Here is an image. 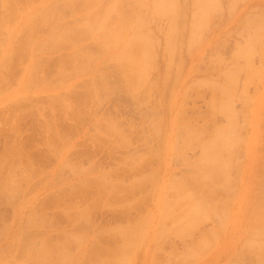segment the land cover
<instances>
[{"label": "bare ground", "instance_id": "1", "mask_svg": "<svg viewBox=\"0 0 264 264\" xmlns=\"http://www.w3.org/2000/svg\"><path fill=\"white\" fill-rule=\"evenodd\" d=\"M246 3L251 6L250 11L243 10L242 5ZM215 16L221 18L219 19L221 26L232 24L233 27H237H235L237 34L234 29L232 30L236 36L244 32L245 34L242 33L241 36L246 37L245 40L244 37L242 40V37L235 38V40H241L237 42L244 41L239 44L234 40L236 44L233 45L234 47L231 46L232 48L239 44L234 49V53L231 52L232 49H229L231 52L228 53L231 55L229 57L235 58L233 65L229 62L230 68L222 69L220 67L221 70L218 73L211 72L215 78L219 77L220 80H213L214 77L205 78L207 75L198 77L195 70L200 66V63L196 68L193 63L197 59H202L205 51L209 53V50H205L207 48H210L212 54L216 55L215 57L212 54L209 55L211 64L214 65L227 59L223 55L224 59L221 58L219 54L223 44L227 43V38L225 36V38H221L214 31L212 33L209 30L210 24L214 25L217 21H211ZM162 17L168 19V23H166L168 25L165 30L162 29L163 32L161 31V37L164 39L163 42L161 41L162 46L160 45L162 48H159V37H155L156 27L159 29V26L152 27L153 24L150 25V21H153L152 23L155 21L154 24H157L156 20L159 21ZM239 22L245 26L254 24L255 27L249 31L251 26L249 28L246 26L249 31L246 34L248 32L245 31L246 27L239 25ZM148 24L155 30L151 29ZM213 25L212 27H214ZM42 26L44 32L40 30ZM241 28H245V30L241 31ZM229 30L225 32L228 33L227 37L231 32ZM260 40L261 42L257 43ZM262 41H264V8L261 7L260 0L259 2L257 0H0V107L5 108L6 113L9 110L10 113L4 114L6 117L2 119L15 131V133L10 132L11 129L7 127L8 125L0 126L3 129L5 125L4 131L13 133L8 132L9 136L12 135L9 137L10 139L8 138L11 142L5 141L4 148L2 147L4 154H0V159H2L0 161V205H10L19 222V229L12 234L13 239L9 241L13 243L7 244L6 249L15 250L19 256L33 264H128L129 257L135 254L136 250L134 249L139 248L136 246L143 244L145 246L143 250L147 251L152 264H155V261L157 264L160 260L172 264V260L168 257L172 255V252L169 251L173 250H168V246L163 247V245L169 244V242L173 243L174 237L180 242L182 240L184 242V237L188 238L189 236L191 239L189 238L188 241L186 238V241L190 243L188 246L185 243L186 248L182 251L183 254L178 253L177 256L174 253L177 251H173V257L176 255L173 264L179 259L178 262H182V255L187 260L183 262H188L191 259L188 263L192 259L195 260L199 256L206 255L244 257L245 252L236 249L237 242H242L243 245L239 244V247H244V250L248 249V246L254 247L253 251L250 249V253L256 252L254 255H258L256 256L257 260L251 254L252 258L256 259L254 263L261 260L262 264L264 262V214H258V212L261 209V204L264 203V135L260 132L261 137H259L256 131L251 129L250 136L245 139L244 134L246 133L242 134L240 131L246 125L243 126L241 122L237 121L238 115L241 114L240 121L245 119L253 128L255 127L254 115L253 117L250 115L257 96L252 95L257 90L254 89V86L256 84L259 86L258 83L261 81L257 79L264 71L260 73V70L254 67V64L259 67L261 61L256 63L253 61L254 59L253 62L251 59L256 57L257 61L263 56L264 60V48L260 47L261 44L264 46ZM257 47L262 49V51L258 49L261 52L259 54H262L259 58L258 55L256 56L258 54ZM57 50H60L59 54L53 57L55 56L53 53L58 52ZM222 53L224 52L222 51ZM241 57L244 63L240 61ZM157 58L162 60V72L154 77L153 73L150 75V70L157 67ZM109 65H112L110 69L113 68L111 69L113 74L111 71L110 74L108 73ZM217 65L220 64L211 66L217 68ZM200 67L199 69H202V66ZM260 68L262 69V67ZM240 71L241 73L246 72L250 77L252 75L254 77L256 73V77L259 75L258 78L255 77L256 81H252L253 78L247 77L246 73L244 75L247 78L240 75L244 76L242 79L240 78L241 80H251L250 86L256 82L252 86L255 92H250L251 96L248 94L249 91L246 92L247 89H244L245 82L240 84L241 87L238 85L239 83L237 84ZM219 73L220 76H218ZM111 74L113 77L110 76ZM241 80L239 81L241 82ZM155 82H160L162 88L161 97L164 98V105L161 111H159L161 109L159 102H156L158 105L155 102L151 104V101H149L151 104L149 105L147 102V94L153 83V86L157 85ZM237 85L240 89H236ZM247 85L249 84L247 83ZM247 85L246 87H248ZM189 90L194 92L195 97L202 96L199 100L206 95H201L205 93L204 90H207L206 93L210 92V95L207 93L205 96L208 101L204 105H207L206 110L203 109L205 112L201 113L200 108L198 109L196 105L197 108L195 106H190L192 109L188 107L191 109V113L193 112L192 115H189L190 110L186 111V101L189 98L187 91ZM122 93L127 95V98L133 99L135 105L138 104L141 107L146 131L156 138L153 142L154 145L153 139L151 140L153 136H148L151 143L147 152L139 155L136 153V155L134 148L125 151V148L131 145V133L129 132L133 130V127H136L132 126L134 123H130V120V125L127 126L126 120L130 117L122 118L127 122V125L125 123L126 128L132 126V130L129 132L127 129L124 130L125 127L121 129L120 126L124 123H119L121 117H128L125 114H122L124 116H120L119 120L116 116L112 117L114 120L110 117H104L105 119L102 120H96V118L93 129L97 133L91 131L92 134L89 136L93 137L94 135V139L97 141L101 138V140H105V144L111 143L113 147L123 148L126 155L122 159L123 163H120L121 167L117 165V168L113 167L110 170L102 171L95 164L96 158V162L87 168L83 167L87 164L83 165L81 159L79 160L80 164L71 162L70 155H74V152L69 137L74 136L72 133L76 129L74 128V130L73 124L68 122L72 128L67 124L66 130L70 129V131L67 130V133L66 130L60 129L63 126L62 123L73 118L75 121H82H79L80 123L73 121L75 125H83L88 113L89 116L92 110L95 114L97 113L95 109L99 107L100 103L98 105L97 103L101 98L109 97L110 100V98H114L112 97L114 94L113 96L116 97L114 99L119 97L121 99V97L123 98ZM237 99L242 101L240 103L244 104L245 110L237 108L241 106L240 104L236 107L234 103L237 102ZM92 102V105H97H94L93 109L90 105ZM88 107L91 109L89 112L85 111L88 110ZM133 108L136 109L134 106ZM93 112L92 114H94ZM100 112L103 113L101 110ZM109 112L108 115L112 113L110 110ZM186 112L189 114L187 115ZM197 112H200V115L205 113L204 117L201 116L204 121L199 123L200 125L198 120L201 118L198 117ZM216 114H220V117L223 115L225 121L222 123V117L220 121ZM22 115H24L25 121L32 122L34 119L37 123L32 126L36 123L31 125V122L27 121L33 128L38 126L39 131L37 129L36 131L41 134L35 133V129H30L31 133L34 131L39 135L37 138L35 134L30 133L34 139L37 138L38 144L30 143V138H27L30 137L27 133L29 130L26 131L27 137L23 135L25 139L21 135L19 137L24 142L28 140L29 143L26 142V145H23L22 139L16 140L17 137L11 140L18 130L19 133L22 131L19 129L21 123H18L20 118L22 120ZM25 116H29V119ZM89 116L87 115L88 120ZM214 117L218 121H213ZM63 119L67 120L64 122ZM210 121L212 122L209 124L211 126H208ZM261 122L263 129L264 118L263 120L261 118ZM81 125L76 126L77 129L81 128ZM90 125L92 126V123L88 126ZM7 128L8 130H6ZM246 132L248 133V130ZM139 133L138 135H141L140 130ZM1 134L4 138L6 135L8 136L7 133ZM133 135L135 136V133ZM239 136H243L245 141H249L244 142ZM132 138L134 141L137 139ZM39 139L42 140L41 144L45 148L40 146L39 148L42 147L40 151L43 150L42 152L46 153L45 156H42L43 153L42 155L38 154L42 156H37L40 163L43 164L45 158H48L46 159L48 162H44L45 167L52 161L51 156L56 160L52 176L49 174L50 170L47 172L39 167L34 155V158L32 155H27V148L29 149L30 145L32 149L35 145H41ZM87 140L84 142L87 143ZM78 141V143L75 141L76 145H80L81 140ZM137 141L139 142V140ZM252 141L257 144L256 149ZM100 142L103 141L99 140L98 144H104V142L102 144ZM243 142L244 145H242ZM140 143L136 144L139 148L142 145ZM28 144H30L29 147ZM110 145H108V150L115 151L113 147H109ZM197 145L200 147L199 151L197 148L199 153L193 150L195 155L187 156L190 151L188 154L186 152L187 155L185 154V151L193 149ZM26 146L27 148L23 149ZM87 148L85 147V149ZM133 149L134 151H132ZM123 150L120 151L123 152ZM142 150H138L139 153L143 152ZM240 152L245 154V157L239 155ZM104 155L106 156V154ZM110 156L113 155H109V158ZM122 156L119 155V157ZM240 156L244 158L241 159ZM177 158L185 164L182 165L185 167V169L181 168L182 171L174 170ZM86 159L87 161L85 159L84 161L88 163L89 159L87 157ZM99 160L101 161V159ZM113 160L111 161H115L116 164V160ZM117 160L120 161V158ZM150 163H154V166L149 171H145L144 168ZM66 168L74 174L73 180L63 176L62 173ZM251 173L253 181L257 184L256 187H260V191H257L258 189L253 192L247 191V189H251L245 185L251 181ZM125 176L127 179H124ZM60 177L62 178L60 179ZM247 177L250 179L248 180ZM53 178L58 179L54 181ZM129 192L132 199L126 197ZM250 201L253 203L249 205L247 202ZM49 205L58 208L56 210L54 208L55 214L53 212L51 214L50 209V212H47ZM103 207H106V211L117 208L114 210L117 213L115 215L124 219L120 218L122 221L118 222L119 218L116 216V221L113 219V223H116L105 227L108 222H106L105 214V216L102 215L106 218L103 220L106 222L105 226L99 227L101 226L99 221L97 227V222L94 224L92 221V213L96 212L94 215L97 216V209H103ZM132 207L136 208V213L133 212L135 214L131 213ZM100 212L102 214L101 210ZM3 213H0V241L8 231V223L2 217ZM57 217L64 218L63 222L68 221L69 226L67 227L66 223V227H63L65 224L60 226L56 221ZM208 221L211 222V226L208 225L210 223ZM204 223L206 227L202 228ZM172 236L173 238L170 240ZM175 244L177 243L175 242ZM73 246L75 248L77 246L79 249L84 248L78 254L75 252L72 255L73 248L70 252L69 249ZM161 248L167 249L164 251ZM179 248L181 247L178 246ZM205 249L207 254L199 255L203 252L205 254ZM163 251L168 253L167 260L163 258L166 257L162 254ZM242 251L244 253L240 254ZM179 254L180 258L175 260ZM160 256L163 260L158 259ZM245 257H249L248 259L251 260L250 255ZM240 258L238 259L241 260L242 258ZM231 260L230 264H232ZM192 262L194 264V261ZM226 262L229 263L228 260Z\"/></svg>", "mask_w": 264, "mask_h": 264}, {"label": "rangeland", "instance_id": "2", "mask_svg": "<svg viewBox=\"0 0 264 264\" xmlns=\"http://www.w3.org/2000/svg\"><path fill=\"white\" fill-rule=\"evenodd\" d=\"M257 1L259 2V0H257ZM260 5H261L262 8H264V6H263V5H264V0H260ZM242 7H243V10H244V11H250V9H251V6H248L247 3H246V4H243ZM248 7H249V8H248ZM247 8H248L249 10H248ZM164 18H165V17H162V19L159 20V21L156 20V21L158 22V23L156 22L157 24H154L155 21H154V23H152L153 21H152V22L150 21V23H151L150 25L153 24L152 27H153L154 25H155V26H159V29H160V30L156 27V29H157V30H156V34H155V32H154V34L156 35L155 37H159V38H158L159 48L162 46V42H163V39H164V38L161 37V36H162V32H163L162 29L165 30V28H167L166 26L168 25V24H166V23H168V22H167L168 19H167V18L164 19ZM219 19H221V18H219V16H215L214 19L211 20L212 22H214L213 20H217V21L219 22V24H218L217 21H216V23H215L216 25H215V24L213 25V24L211 23V24H210V27H209V28H210L209 30H210L212 33L215 32V34L218 35V36H220L221 38L225 36V37L227 38V40L229 39L228 41L226 40L227 43L225 42V43H226L225 45L222 43V44H223V47H222L221 49H220L221 45L219 46L220 51H219V49H218L219 54L221 55V58H223V57L225 56V58H227L228 60L226 59V60H225L226 62H225L224 60L221 59L222 61H220L219 63H216V64H220V65H217V68H216V67L212 68V66H214V65L216 66V64L213 65V64H211V62L209 61V60L211 59V56H209V55L212 54V50H211L210 48H209V49H208V48L205 49V50H209V53H207V52L205 51V52H204V55H203L204 58L202 57V59H197V61L195 60V62H193L194 65H195V68H196V66H197L198 63H200L199 65L202 66V69H199L200 66L198 65L199 67H197V69L195 70L196 75H197L198 77H201V76L204 77V76L207 75L208 77L206 76L205 78H209V79H210V78H212V77L215 76V75L213 76V75H212L213 73H211V72H214V71H215V72L218 73V72L221 70L220 67H221L222 69H223L224 67H228V68H230L229 65H228V63L230 62V63H232V65H233V62L235 61V58H234V57H229V56H231V55H229L228 53L230 52L231 49H232L231 52L234 53V51H235L234 49H236V47H237L239 44H241V43L245 40V38H246V37H244V36H241V34L244 33V32H241L240 34H238V35L236 36V34H237V33H236V32H237V29H236V28H237V27H236V26H235L236 28L233 27L234 25H232V24H226V25H224V27L221 26V25H220V20H219ZM148 23H149V22H148ZM160 23H161V24H160ZM163 24H164V25H163ZM150 25L148 24V26H149L151 29H154V30H155V28H152ZM212 25H213L214 27H212ZM236 25H237V26L242 25V27L245 26V25L242 24V22H241V23L239 22V25H238V24H236ZM253 25H254V24H252V26H251V24H250V25H246L248 28L251 26L250 29H249V31L251 30V28L255 27V26H253ZM155 26H154V27H155ZM246 26H245V27H246ZM231 27H233V28H231ZM247 27H246V30H245V28H244V29L241 28V31H242V29H243V31H244V30H245V31H248V28H247ZM42 28H43V26L41 27L40 30H41L42 32H44V30H42ZM238 28H239V27H238ZM44 29H45V27H44ZM226 29H227V30H226ZM229 29L231 30L232 33L230 32V33H229V34H230L229 37H227V36H228V35H227L228 33H225V32H228ZM233 29H234V31H235L236 34L233 33V32H234V31H232ZM158 30L160 31V32H159V35H158V33H157ZM219 30H220V31H219ZM230 30H229V31H230ZM161 31H162V32H161ZM213 31H214V32H213ZM249 31H248L246 34H248ZM238 32H239V31H238ZM223 33H224V34H223ZM244 34H245V33H244ZM244 34H243V35H244ZM226 35H227V36H226ZM239 35H240V36H239ZM246 36H247V35H246ZM225 37H224V38H225ZM241 37H242V38H241ZM243 37H244V40H243L241 43H240V42H237V41H241V40L243 39ZM160 38H162V39H160ZM224 38H223V39H224ZM235 38H237V39H240V38H241V40H237V39L235 40ZM159 40H160V41H159ZM206 40H207V39H206ZM234 40H235L237 43H239V44H237V46H235V48H232V47H234L233 45L236 44V43H234ZM261 40H262V39H261ZM261 40L258 41L257 43H260ZM161 41H162V42H161ZM224 41H225V39H224ZM224 41H223V42H224ZM262 43L264 44V41H262ZM227 44H228V45H227ZM160 45H161V46H160ZM231 46H232V47H231ZM257 46H259V45L257 44ZM226 47H227V48H226ZM230 47H231V48H230ZM260 47L264 48V46H262V44L260 45ZM260 47H259V48H260ZM161 48H162V47H161ZM259 48L257 47V50H258ZM216 49H217V48H216ZM229 49H230V50H229ZM210 50H211V53H210ZM226 50H227V51H226ZM228 50H229V51H228ZM257 50H256V52H258V54H256V56L258 55V58H259V57L262 55V54H261V55L259 54V53H261V52H259V50L262 51V49H259L258 51H257ZM57 51H58V52H54V53H53V55L55 54V56H53V57H56V54H57V55L59 54L60 50H57ZM159 51H160V49H159ZM222 51H223L224 53H222ZM231 52H230V53H231ZM207 55H208V56H207ZM212 55H214V54H212ZM222 55H223V57H222ZM205 56H206V58H205ZM215 56H216V55H214V57H215ZM253 56H255V54H253ZM214 57L212 56V58H214ZM231 58H232V59H231ZM255 58H256V57H252L251 61L254 59L253 61H255L256 63H258V62H260V61L262 62L260 65H258L259 67H256L257 64H254V67H255L257 70H260V73H262V72L264 71V63H263L264 60L262 59L263 56L260 57L261 60H260V58H259V60L257 59V61H256ZM157 59H158V58H157ZM157 59H156L157 67L155 66L153 70H150V73H151L150 75H152V73H153L152 76L155 75L154 77H157V75L161 74V72H162V71H161V70H162V65H163L162 60H161L160 58H159L160 60H159V59L157 60ZM223 59H224V58H223ZM242 60H243V58L241 57L240 61H242ZM205 61H206L207 63H206ZM238 61H239V58H238ZM253 61H252V62H253ZM203 62H204L203 65L206 64V65H205L206 67L202 65ZM224 62H225V63H224ZM242 62L244 63V61H242ZM252 62H251V63H252ZM255 62H254V63H255ZM160 63H161V64H160ZM221 63H223L224 66L221 65ZM240 63H241V62H240ZM243 63H241V64H243ZM108 64H109V63H108ZM110 64H111V63H110ZM210 64H211L212 66H211ZM225 64H226V66H225ZM252 64H253V63H252ZM227 65H228V66H227ZM232 65H230V66H232ZM210 66H211V68H209ZM218 66H219V67H218ZM108 67H109V68H108V70H109L110 67H112V65H109ZM260 67H262V69H261ZM157 68H158V69H157ZM200 68H201V67H200ZM207 68H208V69H207ZM111 69H113V68H111ZM111 69L108 71L109 74H110L111 72H112V74H113V70H111ZM156 69H157L158 71H157ZM205 69H206V70H205ZM154 70H155V72H154ZM203 70H205V71H203ZM209 70H211V71H209ZM110 71H111V72H110ZM199 71H202V72H199ZM241 71L243 72V70H241ZM241 71H240V74L238 75V77H239L238 81L241 80L242 77L245 76L244 73H246V72L241 73ZM244 71H245V70H244ZM157 72H158V74H157ZM215 72H214V73H215ZM154 73H155V74H154ZM217 73H216V76H217ZM260 73H258V74H260ZM112 74H111L110 76H112ZM114 74H115V73H114ZM210 74H211L212 76H211ZM256 74H257V73H256ZM256 74H254V77H252L253 75L250 77V76H248L247 73H246V76L249 77L250 79L253 78L252 81H256V79H255V77H256L255 75H256ZM240 75H244V76H240ZM114 76H115V75H114ZM152 76H151V77H152ZM210 76H211V77H210ZM218 76H220V73H219ZM246 76H245V78H247ZM112 77H113V76H112ZM151 77H150V79H151ZM154 77H153V78H154ZM258 77H259V75H258L256 78H258ZM115 78H116V76H115ZM153 78H152V79H153ZM240 78H241V79H240ZM112 79H113V78H112ZM218 79H219V77H218V78H217V77H216V78L214 77L213 80H218ZM250 79H249V80L247 79L248 81H245L246 79H245V80L243 79L244 81L241 80V82H240V81H239V82L237 81V84L239 83V84H238L239 86H240V84H241L242 82H245V83H244V85H245V86H244V87H245L244 89H245V90L247 89L246 92L249 91V93H248L249 95H250V92H251V93H252V91L255 92V90L257 89L256 92L253 93V95L251 94V95L254 96V97L257 96V97H256L257 100H256V102H254V109H253V111H252V113H251V115H250V116H252V117H253V115H254V119H255V127L253 128L249 122H246L245 119H244V121H240V120L242 119V118H241L242 116H240L241 114H239L238 117H237V121L241 122V123H242L241 125H243V126L246 125V126L244 127V129L241 128V131H240L242 134H243L244 132L246 133V134H244V138H245V139L248 138V136H250V133H251V131H252L253 129L256 131V133L259 135V137H261V136H260V132H261V134L264 135V128L262 129V126H261V123H262V122H261V118H262V120H263V118H264V115H263V114H264V72H263L262 75H260V77L257 79L258 81H259V79L261 80V81L258 83L259 86H256L257 84L254 86V84H255L256 82H255V83L253 82V85H252V86L255 87V88H254L255 90L253 89L252 86H250V85L252 84V82H251ZM254 79H255V80H254ZM154 80H155V79H154ZM219 80H220V79H219ZM249 81H250V82H249ZM258 81H257V82H258ZM246 82H247L249 85H247ZM155 83H157V82H155ZM250 83H251V84H250ZM153 84H154V83H153ZM153 84H152V86H151V89H150L149 93L147 94V102H148L149 105H151L153 102H155V103H156V102H157V103L159 102L158 104H160L159 106H160V108H161V109L159 108V109H160L159 111H161L162 108H163L162 106L164 105V98L161 97V96H162V92H161V89H162V88H161V84H160V82H158L157 85H154V86H153ZM238 85L236 86V89L239 88ZM246 85H247L248 87H246ZM155 87H157V88L154 89ZM240 87H241V86H240ZM157 89H158V91H157ZM205 89H207V88H205ZM239 89H240V88H239ZM206 91H207V90H204L205 93H204V94H201V95H203V96H204L205 94L207 95L208 92L206 93ZM261 91H262V92H261ZM187 92H188V94L190 95V96H189V95L187 96V97H189L188 100H187L188 102L186 101V105H187L186 107H187V109H188V107H190V106H195V105H196V106H198V109L200 108L199 110H200L201 113H202V111L205 112L204 110H206V108H207L206 106H207V105H206V106H204V105L208 102L207 99L205 98L206 95L203 97V98H205L204 101H206V102L204 103L203 98H201V99L199 100V98L202 97V96H200V97H197V96H196V97H195V94H194V92H192V90H189V91H187ZM190 92H191V93H190ZM259 92H260V93H259ZM159 93H160V94H159ZM208 94L210 95V92H209ZM258 94H259V95H258ZM113 95H114V94H113ZM113 95H112V97L116 98V97L113 96ZM122 95H123L124 100H123L122 97H121V99H120V97H119L118 99H114V98L111 99V98H110V100H109V97H107L108 99H107V98L104 99L105 97H104V98H101V99H100L101 102L98 101V103H97V105L100 103L99 107H96V109H95V110H96L95 112H97L96 114L93 112V110L91 111V109H93V108H95V106H97L96 104H94V105H95V106H94V105H92V104H93V102H92V103L90 104V105H92V107H91V109L88 107V110L86 109V108H87V107H86V108H85V109H86L85 111H88V112L91 111V112H90V116H89V113H88V114L86 113V114L89 116V120H90V121L87 119L88 117H87V115H86V118L84 119V120H86L85 124H84V123H83V125L80 124L82 129H81V128H78V129H77V127H79L80 125H79V126H77L78 124L75 125V124L73 123V121H75V119H73V118H72V119L69 118L68 121H66L67 119H65L66 123H62L63 126H61V128H60V125L58 126L61 130L63 129V131H65L67 126H69L70 124H73V125H72V127L74 126L73 129H74V128L76 129V131H74L76 134H75L74 132L72 133V135L74 134V136L69 137V134H68V137H69V139H70V141H71V148H72V151L74 152V153H73V152L71 151V153L74 154V155H70V161H71V162H78V163L80 164V161H79V160L81 159L83 165H85L84 163L87 164V165H85V166H83V167L87 168V167L90 166V164L92 165L93 162L95 163V162H96V159H97V162H96L95 164H97L98 167H99L102 171H104V170H105V171L110 170L111 168L116 167L117 165H119V167H121V164L123 163V162H122V159H123V157L126 155V154H125L126 152H124L123 148H120V149H119V148L116 147V146L113 147V144H111V143H110L111 145H110L109 143L105 144V142H104L105 140H101V138H100L99 140H100V141H103L104 144H102L103 142H102V143L100 142V143H101L104 147L107 146V147H106L107 150H106V148H104L102 145L98 144V141H99V140H98V141L95 140V139H94V135H93V137H90L89 134L91 135L92 132H96V133H97V131H96L95 129H93V125H94V122H96V120H98V119H101V120H102V119H105V118H108V117H110L111 119H113L115 116L118 118L117 120H119V119H120V116H124V115H122V114H125V115H127L128 117H126V116L121 117L119 123L122 122V123H124V125H125V123H126V125H127V122H128V125H127V126H129V125H130V124H129V120H130V123H134V124H135V125L133 124L132 126H136V127H133V130H132V126H131V128L129 127V128H130V130H129V128H126V127H127L126 125L124 126L123 124H122V125L120 124V125H121L120 127H122L121 129H123V128L125 127L124 130L127 129L128 132L132 130L131 132H129V133H131V134H130L131 137L129 136V137L131 138V140H130L131 142L129 141L131 145L129 144L130 146H127V147H129V148L127 149V147H126V148H125V151H126V150H129V149L131 150V148H134L135 151H134V149H133L132 151H134L135 154L138 153V155H139V154H141V153H145V152H147V151L149 150L151 141H150V138H148V136L151 137V136H153V134L150 135V133L146 131V123H145V120L143 119L144 115H143V112H142V110H141V107H140L138 104H137L138 106L135 105V104H136L135 101H134L133 99L129 98V97L127 98V95H124L123 93H122ZM191 95H192V96H191ZM209 95H208V97H210ZM251 95H250V96H251ZM125 96H126V97H125ZM159 96H160V97H159ZM110 97H111V96H110ZM191 97H194V98H191ZM208 97H207V98H208ZM262 98H263V99H262ZM102 99H103L104 101H103ZM127 99H128V100H127ZM154 99H155L156 101H155ZM193 99H194V100H193ZM197 99H198V100H197ZM119 100H120V101L122 100L123 102L121 101V102H122V103H121ZM125 100H126V103H125ZM130 100H131V101H130ZM132 100H133L134 102H133ZM189 100H191L192 102L189 101ZM102 101H103V102H102ZM115 101H116L117 105H116ZM128 101H129V103H128ZM149 101H151V104H150ZM193 101H194V102H193ZM235 101H236V100H235ZM108 102H109V103H108ZM240 102H242V101H240V100L237 99V102H235L234 104L236 105V107L240 104L241 106H239V107H237V108H241L242 110H243V109L245 110V108H243V107H244V104H242V103H240ZM94 103H96V102H94ZM130 103H131V104L133 103V104L131 105ZM157 103H156V104H157ZM161 103H162V104H161ZM236 103H237V104H236ZM112 104H113V105H112ZM114 104H115V105H114ZM158 104H157V105H158ZM102 105H103V106H102ZM110 105H111V106H110ZM123 105H125L126 107L123 106ZM129 105H131L132 107H133V106L136 107V109H135V110H134V108L132 109V107L129 106ZM93 106H94V107H93ZM196 106H195V108H197ZM103 107H104V108H103ZM108 107H109V109H108ZM112 107H114V108H112ZM127 107H128V108H127ZM139 107H140V108H139ZM121 108H122V109H121ZM125 108H126V109H125ZM129 108H130V109H129ZM190 108H191V107H190ZM193 108H194V107H193ZM195 108H194V110H195ZM237 108H236V109H237ZM89 109H90V110H89ZM103 109H104V110H103ZM111 109H112V110H111ZM120 109H121V110H120ZM187 109H186V111H189V110H190V114H189V112H188V113L186 112L187 115H188V114H189V115H192V114H193V112L191 113V109H192V108H191V109H188V110H187ZM203 109H204V110H203ZM0 110H2V111H0V116H2L1 119H2L3 117H6L5 115H7V114L10 113L9 110H7L8 113H6V112H5V110H6L5 108L3 109V108L0 107ZM3 110H4V111H3ZM100 110H101L103 113H101ZM105 110H107L108 112H106ZM109 110H110L112 113L108 115V113H110ZM126 110H127L128 112H127ZM194 110H192V111H194ZM199 110H196V111H199ZM254 110L256 111L255 113H254ZM121 111H122V112H121ZM123 111H124V113H123ZM131 111H132V112H131ZM133 111H134V112H133ZM138 111H139V112H138ZM196 111H195V112H196ZM261 111H262V112H261ZM2 112H3V113H2ZM4 112H5V113H4ZM92 112H93L94 114H92ZM114 112H116V113H114ZM118 112L120 113V115H119ZM129 112H130V113H129ZM137 112H138V113H137ZM200 112H197V113L199 114L198 117L201 118L200 120H198V124H199V123H202V121H204V118H202V117H204L205 113L202 114V115H200V114H201ZM257 112H258V113H257ZM104 113H105V115H104ZM106 113H107V114H106ZM126 113H127V114H126ZM2 114H3V115H2ZM4 114H5V115H4ZM102 114H103V115H102ZM133 114H134V115H133ZM137 114H138V115H137ZM117 115H118V116H117ZM216 115H217V114H216ZM219 115H220V114L217 115V116L219 117L218 119L221 121V117H222V123H223V122L225 121L224 116L222 115V116L220 117ZM92 116H93V117H92ZM100 116H101V117H100ZM106 116H107V117H106ZM138 116H140V117L138 118ZM201 116H202V117H201ZM21 117H22V120H21V118H20V120H18V123H21V125H20L21 128H19V129H20V131L22 130V131H21L22 134H21V132L19 133V130H18V131H17L18 133H16L17 136H16V134H14L13 137H14V136H15V137H14V138H11V140H12V139H13V140L16 139V137H17L16 140H20V139L24 138L25 135H26V137H27L26 131H28V130L30 131V132H29V131L27 132V133H29V136H30L31 134H35V133H37V132L39 131V130H38V126H35V128L31 127L32 123H36V122L34 121V119H33L34 122H33V121L31 122L30 120H26V121H25V120H24V115H22ZM25 117H26V116H25ZM28 117H29V116H28ZM28 117H26V118L29 119ZM99 117H100V118H99ZM104 117H105V118H104ZM112 117H113V118H112ZM129 117H130V118H129ZM133 117H134V118H133ZM205 117H208V116H205ZM215 117H216V116H215ZM215 117H214V120H213V121L216 122V121H218V119L215 118ZM26 118H25V119H26ZM82 118H83V117H82ZM96 118H97V119H96ZM122 118H124V119L129 118V119H127V120H126L127 122H125V120L122 119ZM258 118H259V119H258ZM1 119H0V121H2V122H0V126L2 127V124H5V121H3V119H2V120H1ZM31 119H32V117H31ZM95 119H96V120H95ZM198 119H199V118H198ZM216 119H217V120H216ZM69 120H71V121H69ZM94 120H95V121H94ZM113 120H114V119H113ZM140 120H141V121H140ZM207 120H209V119H207ZM207 120H206V121H207ZM259 120H260V123H259ZM19 121H23V122H19ZM27 121H30V122H31V125H29L30 122H27ZM63 121H64V119H63ZM65 121H64V122H65ZM79 121H80V120H78V121L76 120L75 123H80V122H82V121H80V122H79ZM135 121H136V123H135ZM137 121H138V125H139V126L137 125ZM211 121H212V120H211ZM211 121L208 123V126H211V125H209V124H211V123L213 122V121H212V122H211ZM26 122H27V123H26ZM68 122H71V123L68 124ZM207 122H208V121H207ZM18 123H17V124H18ZM22 123H23V125H22ZM24 123H25V124H24ZM28 123H29V124H28ZM91 123H92V126H91V125L88 126V125L91 124ZM245 123H247V124H245ZM67 124H68V125H67ZM141 124H144L145 127H144V125H141ZM239 124H240V123H239ZM249 124H250V125H249ZM5 125L7 126L8 124L6 123ZM5 125L3 126V129L0 127V130H2L1 133H7V134H8L9 131H6V132L4 131V129L6 128ZM24 125H25V126H24ZM26 125H27V126H26ZM34 125H37V123H36V124H33L32 126H34ZM64 125H65V126H64ZM66 125H67V126H66ZM140 125H141V127H140ZM199 125H200V124H199ZM76 126H77V127H76ZM87 126H88L89 128H88ZM248 126H249V129H248ZM7 127L11 129L10 132L15 133V131H14L11 127H9V125H8ZM62 127H63V128H62ZM64 127H65V129H64ZM70 127H71V125H70ZM72 127H71V128H72ZM246 127H247V128H246ZM8 128H7L6 130H8ZM31 128H32V130L35 129V130H34L35 133H34V131H33V133H31V131H32V130H30ZM260 128H261V129H260ZM24 129H26V130H24ZM36 129H37L38 131H36ZM75 129H74V130H75ZM89 129H90V130H89ZM242 129H243V130H242ZM251 129H252V130H251ZM23 130H24V131H23ZM67 130L70 131V129H68V128H67ZM67 130H66V132L68 133ZM77 130H78V131H77ZM135 130H137V131H136L137 134H136ZM139 130L141 131V135H138V134H140V133H139ZM244 130H245V131H244ZM247 130H248V133L246 132ZM259 130H260V131H259ZM71 131H72V130H71ZM91 131H92V132H91ZM127 131H126V133L129 135V133H128ZM133 131H134V133H135V136L133 135L134 133L132 134ZM10 132H9V133H10ZM1 133H0V135H1V136H0V143H1L2 140L4 141V143H3V141H2L1 146H0V154L3 155V154H4V153H3L4 151H3L2 147L4 148L5 141H10V140H9V139H10L9 137H12V135H10V136H9V134H8V136L6 135L7 139L9 138V139L7 140V139H5L6 137H5V138L2 137V134H1ZM13 133H10V134H13ZM24 133H25V134H24ZM30 133H31V134H30ZM37 134H41V133H37ZM37 134H35L36 137L39 136V135H37ZM94 134H95V133H94ZM242 134H240V135H242ZM248 134H249V135H248ZM20 135L22 136V138L19 139V137H21ZM23 135H24V136H23ZM136 135H138V136H136ZM3 136H4V135H3ZM32 136H33V135H32ZM32 136L27 137V138H30V139H29V140H30V143H31V144H35V143L38 144V142H36V139L39 138V137H37V138L35 137L36 139H34V138H33L34 136H33V137H32ZM41 136H42V135H41ZM70 136H71V133H70ZM140 136H141V137H140ZM246 136H247V137H246ZM132 137H134V139L137 138L135 141L139 140V142H138V141L135 142V141L133 140ZM138 137H139V139H138ZM142 137H143V138H142ZM239 137L243 139V136H239ZM2 138H4V139H2ZM87 138H88V140H87ZM141 138H142V139H141ZM147 138H148V139H147ZM24 139H25V138H24ZM41 139H42V137H41ZM41 139H39L40 141L37 140V141L40 142V144L42 143V142H41V141H42ZM103 139H104V138H103ZM152 139H153V141H152V143H153L154 140H156V138L153 136V138H151V140H152ZM16 140H15V142H16ZM22 140H23V139H22ZM78 140H81L80 145H79V144L76 145V142H77V143L79 142ZM86 140H87V143H85ZM132 140H133V141H132ZM263 140H264V139H263ZM25 141H26L27 143H29L28 140H25ZM33 141H35V142L33 143ZM75 141H76V142H75ZM82 141H83V142H82ZM84 141H85V142H84ZM88 141H89V144H88ZM96 141H97V142H96ZM140 141H142V143H140ZM243 141H244V142H247V141H249V140H246V141H245V140L243 139ZM10 142H11V141H10ZM10 142H9V143H10ZM12 142H14V141H12ZM22 142H24V140H23ZM26 142H24L23 145H24V144L26 145V144H27ZM244 142L242 143V145H244ZM252 142H253V141H252ZM81 143H82V144H81ZM84 143H85V144H84ZM133 143H135V144H133ZM139 143H140V145L142 144V145L140 146L141 148H139L138 146H136V144L138 145ZM155 143L157 144V141H156ZM253 143H254V146H255V149H256L257 144H256L255 142H253ZM21 144H22V143H21ZM29 145H30V144H28V147H29ZM83 145H84V146H83ZM85 145H87V146L89 145L88 148H87V146H85ZM98 145H100L101 147L98 146ZM105 145H106V146H105ZM108 145H110V146H109L110 148L113 147L115 151H111V149H110V151H111V153H110V151L108 150V149H109V148H108ZM153 145H154V143H153ZM153 145L151 144V147H153ZM35 146H36L37 148H36ZM35 146L33 147V149L31 148V145H30L29 149L27 148V146L24 147V148L22 147V148H23V149L27 148V150H28V154H27V153H26V154H27V155H30V156L32 155L33 158H34V156H35L34 159L36 160V158H37V160H39V158H38L37 156L42 155V153H43L42 156H45L44 154H46V153H45V152H42L43 150L40 151L41 148L43 147L42 144H41V145H38V146L35 145ZM40 146H42V147L39 148ZM133 146H134V147H133ZM142 146H143V147H142ZM155 146H156V145H155ZM155 146H154V147H155ZM263 146H264V145H263ZM76 147L79 148V151H78V148L76 149L77 151H76V150H73V149L76 148ZM85 147H86L88 150L85 149ZM145 147H147V148H145ZM35 148H36V149H35ZM43 148H44V147H43ZM80 148H81V149H80ZM97 148H98L99 150H98ZM103 148H104V149H103ZM116 148H118L119 150H118V149L116 150ZM137 148H138V149H137ZM142 148H143V150H142ZM144 148H145V150H144ZM194 148H195V149H194ZM197 148H198V151H199V150H200V149H199L200 147H199V145H197V146L193 147V149L191 148V149H188L187 151H185V154H186V152H187V154H188V151H190V152H189V155H187V154H186V155H187V156H193V155H195V152H194L193 150L197 151ZM44 149H45V148H44ZM140 149H141L143 152L140 151V153H139L138 150H140ZM81 150H83V151H81ZM86 150H87V151H86ZM120 150H121V151L123 150V152H121ZM191 150H192V151H191ZM96 151H97L98 153H97ZM102 151H105L106 153H105V152H102ZM107 151H109V152H107ZM119 151L121 152L120 154H119ZM136 151H137V152H136ZM198 151H197V152H198ZM25 152H26V150H25ZM100 152H101V156H100ZM115 152H116V153H115ZM130 152H131V151H130ZM241 152L245 153L244 151H241ZM241 152H240V154H239V153H238V154H239V155H244V157H245V154H242ZM102 153H103V154H102ZM107 153H108V155H107ZM113 153H114V154H113ZM134 153H133V154H134ZM198 153H199V152H198ZM258 153L261 154L259 151H258ZM38 154H39V155H38ZM75 154H76V155H75ZM79 154H80V156H79ZM85 154H87V155H85ZM88 154H89V155H88ZM104 154H106V156H105ZM115 154H116L117 156H116ZM191 154H193V155H191ZM33 155H34V156H33ZM82 155H83V156H82ZM102 155H103V156H102ZM109 155H113V156H112V157L110 156V158H109ZM119 155H121V156L123 155V156H122V157H119ZM136 155H137V154H136ZM196 155H197V154H196ZM42 156H39V157H42ZM76 156H77V157H76ZM81 156H82V157H81ZM85 156L90 160V161L88 160V163L86 162L87 159H86ZM88 156H89V157H88ZM184 156H185V155H184ZM1 157L3 158V156H1ZM32 157H30V158H32ZM46 157H48V155H46ZM74 157H76V158H74ZM80 157H81V158H80ZM91 157H92V158H91ZM97 157H98V158H97ZM102 157H103V158H102ZM105 157H107V158H105ZM116 157H117V158H116ZM244 157H242V158H244ZM44 158H45V157H44ZM44 158H41V160H42V159L44 160ZM51 158H52V161L48 163V164H49L48 166H47V164H46L45 167H44V162H45L46 159H48V158H45V161H43V164H42V162L40 163V160H39V161L36 160V163L39 165V167L43 168V169L46 170L47 172L50 170V171H49V174H50V175L52 174V170L55 168V164H56V160H55V158L52 157V156H51ZM51 158L49 157V161H50ZM95 158H96V159H95ZM114 158H115V159H114ZM119 158H120V161L117 160V159H119ZM190 158H192V157H190ZM240 158H241V156H240ZM242 158H241V159H242ZM34 159H33V160H34ZM82 159H83V160H82ZM84 159H85L86 161H84ZM99 159H101V161H100ZM102 159H103V160H102ZM113 159L116 160V164H115V161H114ZM1 160H2V159H0V161H1ZM35 160H34V161H35ZM111 160H113L114 162H112ZM177 160H178V161H177ZM177 160H176V163H177V164L174 163V161H173V163H174V165H175V166H174V170H176V171H182L183 169H185V167H183L185 164H183V162L180 161L179 158H177ZM99 161H100V162H99ZM179 161H180V164H178ZM47 162H48V160H47L45 163H47ZM110 162H111V163H110ZM50 163H51V164H50ZM99 163H101L102 165L99 164ZM113 163H114V164H113ZM120 163H121V164H120ZM110 164H112V165H110ZM182 165H183V166H182ZM101 166H102V167H101ZM110 166H111V167H110ZM152 166H154V163H153V164H151V163L148 164V165L144 168V170H145V171H147V170L149 171V169H152V168H151ZM179 166H180V167H179ZM181 166H182V167H181ZM116 168H117V167H116ZM116 168H115V169H116ZM147 168H148V169H147ZM181 168H183V169H181ZM180 169H181V170H180ZM113 170H114V169H113ZM62 174H64V175H63L64 177H66V178H68V179H70V180H73L72 177H73L74 174H72L71 171H69L67 168H66V170H64V172H63ZM69 175H70V176H69ZM254 175H255V174H254ZM51 176H52V175H51ZM63 176H62V177H63ZM62 177H60V179H61ZM58 178H59V177H58ZM58 178H53V180H54V181H55V180L57 181ZM128 178H129V176H128ZM247 178H248V180H249L250 178H252L251 181H250L249 183L245 184L247 187H251V189H247L248 192H253L254 190L256 191L257 189H258L257 191H260V190H261L260 187H258V188L256 187L257 184H256L255 181H253V174H252V173H251L250 178H249V177H247ZM124 179H127V177L125 176ZM128 180H129V179H128ZM250 190H251V191H250ZM127 194H128V195H126V197L130 199V198H131V197H130V196H131L130 192L127 193ZM128 196H129V197H128ZM131 199H132V198H131ZM255 199H256V197H255ZM247 203L250 205V204L253 203V201H250V202H247ZM3 205H5V206H3ZM0 206H1V205H0ZM2 206H3V207H2ZM2 206L0 207V208H1V210H0L1 212H0V213H3V212H4V213H3L4 215H3L2 217H4L5 219H4V218H3V219L8 223V231L5 233L4 237H3L2 240L0 241V264H33V263H30V262H27L28 260L25 259L24 257L19 256L18 253H17L15 250H13V249L7 250V249H6V248L8 247L7 244L11 245V244L13 243V242H9V241H10L11 239H13L12 234L15 233V232H17V230L19 229V222H18V218L15 216V214H13V210H12V207H11L10 205L8 206V204H2ZM49 206H51V205H49ZM49 206H48V208H47V210H48L47 212H50V211H51V214H52V212L55 214L54 208H55V210H56L57 207H54V205H53V206H51V207L49 208ZM10 207H11V208H10ZM105 208H106V207H103V209H104L105 211H104L102 208H100L99 210L97 209V211H98V213H97L98 215L96 214L97 216L94 215L96 212H95V213H94V212L92 213V215L95 216L94 218H93V216H92V221H93V223L95 224V223L97 222V223H96V225H97V224H99V223L101 222V223L99 224V225H101V226L97 225V227H98V226H99V227H103V226H105V223H106L107 221H108V222H107V224H106L105 227H107V225H111V224L113 225V224H115L116 222H115V223H113V222L116 221V220H115V219H116V216H117V218H119V219H118V222H120L119 220L122 221V219H124L123 217H119L118 215H115L116 212H115L114 210L117 209V208H114V209L112 208L113 210H112V209L110 210L111 213H110V211H108V209H107L108 214L110 213L109 215L107 214V211H106ZM107 208H108V207H107ZM49 209H50V211H49ZM57 209H58V208H57ZM109 209H110V208H109ZM52 210H53V211H52ZM100 210L102 211V214H101ZM131 210H132V212H131L132 214H135V213H136V208H133V207H132ZM95 211H96V210H95ZM261 211H262V212H261ZM113 212H114V213H113ZM133 212H135V213H133ZM100 214H101V215H100ZM105 214H106V216H105ZM113 214H114V216H111V217H110V215H113ZM116 214H117V213H116ZM258 214H264V203L261 204V209H260V211L258 212ZM102 215H104V216L107 218V220H106V218H105L104 216H103V217H104V218H103ZM97 217H98V218H97ZM100 217H101V218H100ZM57 218H58V219H57ZM57 218H56V219H57L56 221L59 223L60 226H61V225L63 226V224H65V223L67 224V222H68V221L63 222L64 218H62V217H61V218H62L63 220H62V219H59V217H57ZM120 218H122V219H120ZM99 219H100V220H99ZM104 219L106 220V222L103 221ZM113 219H114V221H113ZM58 220H59V221H58ZM60 220H61V223H60ZM96 220H97V221H96ZM111 220H112V221H111ZM99 221H100V222H99ZM102 221H103V222H102ZM62 222H63V223H62ZM209 222H210V221H208V223H209ZM58 223H57V224H58ZM205 223L207 224V222H205ZM205 223L202 224V226H203V227L201 226L202 228H204V226L206 227ZM66 224H65L63 227H66ZM210 224H211V222H210L208 225H210ZM68 226H69V225L67 224V227H68ZM210 226H211V225H210ZM89 232L91 233V231H89ZM196 232H198V231H196ZM242 237H244V236H242ZM172 238H173V236L171 237L170 240H172ZM184 238H185V241H186V238H187V237H184ZM189 238H190V237L188 236L187 240H188ZM173 239H174V240H173L174 245H173L172 242H171V243L169 242V244H168V243H166V244L163 243V244H164L163 247H167V246H168V247H167L168 250H173V251L176 250L177 253H176V252H174V253L178 256V253H182V251L185 250V248H186L185 246H186V245L188 246V244H189L190 242H188L189 240L186 241V242H185V241L183 242V240L180 238V239L182 240V242H183V246H182V245H181L182 242H180L179 239H178L179 241L177 240L176 237H174ZM190 239H191V238H190ZM175 242H176L177 244H175ZM185 243H186V245H185ZM241 243H242V242H241ZM241 243H240V242H237L236 249H237V250H240V251L243 250V251L245 252V254H243L244 257H241L242 259H241L240 257H238L237 255H235L236 257H235V256H232V257H225V256H224V257H223V256H222V257H220V256L212 257V256H207V255H206V254H207V253H206L207 250L205 249V254H204V252H203V253H200L199 255L203 254V255H206V256H203V257H200V256H199V257L196 258V259H198L197 261H195L196 259H195V260L192 259V261H194V264H230V260H231V258H232V260H231V263H232V264H235V263H236V264H244L245 261H246L247 263L249 262V264H250V263H254V260L257 259L256 256H258V255H256V256L254 255L256 252H255L254 254H253V252L250 253V249H251V251H253L252 249H255V248L252 247V246H251V247L248 246V249L246 248V250H244V249H245L244 247H242V248L239 247V244H240L241 246L243 245V244H241ZM244 243H246V242H244ZM249 243H251V242H249ZM252 243H254V242H252ZM255 243H256V242H255ZM176 245H177V246H176ZM246 245H247V244H246ZM71 246H72V245H71ZM174 246H175V247H174ZM178 246L181 247V248L178 249ZM136 247H139V248L134 249V250H136V251H135V254H133L131 257H129L128 260H129L130 262H129V263L127 262V263H128V264H152V263L149 261V255L147 254V251L144 252V250H143V249H145V246H143V244H139V245L136 246ZM183 247H184V248H183ZM249 247H250V248H249ZM68 248H69V246H68ZM70 248H71V249H69V252H70V250H72V248H73V251L71 252V254H72V253H75V252H76L75 254H78V252H79L80 250H82L84 247H82L81 249H79L77 246H76V248H75L74 246H73V247H70ZM167 248H165V250H166ZM238 248H241V249H238ZM5 249H6V250H5ZM139 249H140V250H139ZM161 249L164 250V248H161ZM180 249H181V250H180ZM138 250H139V251H138ZM165 250H164V251H165ZM164 251H163L162 254H163V255H166V257H163V256H162V257H163L164 259L167 260V254H168V253L166 254V253H164ZM173 251H169L170 253L172 252V255H171V257H168V259H171V260H172V262H171V260H170L169 263L171 262L172 264H173V262H175V261H174V258H176V255L173 257V255H174V254H173ZM178 251H179V252H178ZM243 251H242L240 254L244 253ZM136 252H137V253H136ZM143 252H144V254H143ZM247 252H248V254L250 253L249 255H250L251 260L248 259L249 257H245L246 255L249 256L248 254H246ZM170 253H169V255H170ZM182 254H183V253H182ZM240 254H239V256H241ZM251 254H253V255L255 256V257H253V258H256V259H253V258H252L253 255H251ZM17 255H18V256H17ZM72 255H73V254H72ZM138 255H139V256H138ZM169 255H168V256H169ZM18 257H19V258H18ZM20 257H21V258H20ZM181 257H183V261L185 260L184 258H186V257H184L183 255H182ZM237 257L240 258L241 260H239ZM160 258H161V256H160L158 259L160 260ZM163 258H161V259L163 260ZM179 258H180V254H179V257H177V259H175V260H178ZM229 258H230V260H229ZM130 259H131V260H130ZM137 259H138V260H137ZM158 259H156V260L159 261ZM233 259H235V260H237V261H234ZM245 259H246V260H245ZM247 259H248V260H247ZM263 259H264V258H263ZM26 260H27V261H26ZM181 260H182V259H181ZM190 260H191V259H190ZM190 260H189V261H190ZM227 260L229 261V263L226 262ZM242 260H243L244 262H243ZM257 260H258V259H257ZM138 261H139V262H138ZM160 261H161V260H160ZM160 261H159L157 264H159V263L163 264V263L165 262V261H164V262H163V261L160 262ZM178 261H180V259H179ZM178 261H176L175 264L179 263ZM183 261L180 262V263H181V264H187V263L189 262V261H188V262H183ZM185 261H187V260H185ZM192 261H191V262H192ZM238 261H239V263H238ZM241 261H242V262H241ZM260 261H261V260H259L258 262L256 261L254 264H261ZM132 262H133V263H132ZM162 262H163V263H162ZM166 262L168 263V261H166ZM166 262H165V263H166ZM191 262L188 263V264H193V262H192V263H191ZM246 262H245V264H247ZM259 262H260V263H259ZM165 263H164V264H165ZM167 263H166V264H167ZM180 263H179V264H180ZM155 264H156V261H155ZM262 264H264V262H262Z\"/></svg>", "mask_w": 264, "mask_h": 264}]
</instances>
